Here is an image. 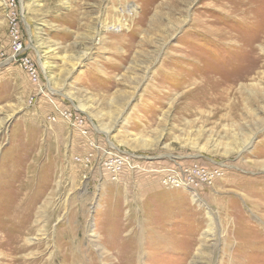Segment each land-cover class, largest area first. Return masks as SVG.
Here are the masks:
<instances>
[{"label": "rangeland", "instance_id": "374dc122", "mask_svg": "<svg viewBox=\"0 0 264 264\" xmlns=\"http://www.w3.org/2000/svg\"><path fill=\"white\" fill-rule=\"evenodd\" d=\"M19 3L53 102L156 171L86 163V138L0 60V264H264V0ZM175 160L218 174L194 199L160 181Z\"/></svg>", "mask_w": 264, "mask_h": 264}, {"label": "built area", "instance_id": "2783aa9c", "mask_svg": "<svg viewBox=\"0 0 264 264\" xmlns=\"http://www.w3.org/2000/svg\"><path fill=\"white\" fill-rule=\"evenodd\" d=\"M8 20L9 50L6 51L3 41L0 40V60L8 63L18 62L25 69L30 80L37 86V94H42L51 100L58 114L71 123L86 138L87 144L92 147V151L86 156L85 161L93 162L101 159L102 169L113 179L119 177L123 172L130 171L138 173L141 171H156L152 167H144L140 163V158H136L129 152L120 151L115 146H103L91 136V130L84 123L82 113L60 108L53 102L52 95L46 93L45 88L40 83L39 71L33 58L26 53V44L21 37L20 22L22 8L19 0H2ZM34 96L31 97V100ZM52 119L53 116L48 117ZM91 160V161H90ZM145 168V169H144ZM161 183L168 188H184L194 191L203 185L211 184L218 174L217 168H209L208 165L197 161L181 162L175 160L160 171Z\"/></svg>", "mask_w": 264, "mask_h": 264}, {"label": "bare ground", "instance_id": "6f19581e", "mask_svg": "<svg viewBox=\"0 0 264 264\" xmlns=\"http://www.w3.org/2000/svg\"><path fill=\"white\" fill-rule=\"evenodd\" d=\"M128 6H130L131 7V5H128ZM117 10L119 11V12H124L125 11V8H124V5H121L120 4V6H119V8H117ZM132 10H133V8H132ZM118 22L120 23L118 26L116 25V24H112L111 25V27H112V31L113 30H116L118 27H122V26H124V24H121V22H120V19H119V17H118ZM27 25V24H26ZM27 29H28V25H27ZM86 55V54H85ZM48 87V86H47ZM53 89V88H52ZM79 109L80 110H83V108L82 107H79ZM103 132H107L108 133V129H104V130H102ZM193 192V197H195L194 199H197L198 198V196L196 195V193L194 192V191H192ZM22 208H24V209H28V208H30V206L29 205H23V207ZM29 221V220H28ZM22 234H23V232H22ZM26 234V233H25ZM18 235H19V233H18ZM22 239V237H18V238H16V242H19V241H22L21 240ZM27 241L26 242H28V243H30L31 241L30 240H28V238L26 239ZM31 244V243H30ZM20 246V245H19ZM24 249L22 248V247H18V248H16L15 249V251L17 252V251H23ZM14 251V252H15ZM53 256V253H51L50 255H49V257H52ZM56 257V256H55ZM49 259V258H48ZM47 259V260H48ZM18 261H25L24 259L22 260V259H19Z\"/></svg>", "mask_w": 264, "mask_h": 264}]
</instances>
